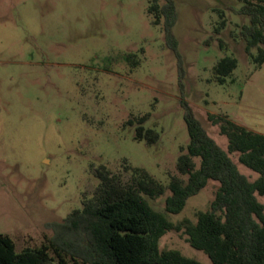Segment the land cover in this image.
I'll return each instance as SVG.
<instances>
[{
	"label": "rangeland",
	"instance_id": "1",
	"mask_svg": "<svg viewBox=\"0 0 264 264\" xmlns=\"http://www.w3.org/2000/svg\"><path fill=\"white\" fill-rule=\"evenodd\" d=\"M154 1L163 2L0 0V234L17 252L46 243L49 223L81 207L98 184L94 171L101 165L124 181L131 168H140L160 182L163 195L147 200L173 224L195 223L210 209L219 187L212 180L180 213H165L169 176L176 174L188 133L175 56L147 13ZM174 2L183 99L195 117L224 150L226 140L208 114L264 134V63L255 68L239 35L248 24L236 13L240 1ZM225 56L237 67L219 84L212 69ZM145 115L143 127L159 135L152 145L134 139ZM131 119L134 125L126 124ZM231 157L241 174L257 177ZM159 249L210 264L183 232H166Z\"/></svg>",
	"mask_w": 264,
	"mask_h": 264
},
{
	"label": "trees",
	"instance_id": "2",
	"mask_svg": "<svg viewBox=\"0 0 264 264\" xmlns=\"http://www.w3.org/2000/svg\"><path fill=\"white\" fill-rule=\"evenodd\" d=\"M239 1L236 13L248 18L239 35L259 68L264 63L260 47L264 46V0ZM147 13L152 25H161L166 47L175 56L179 104L188 133V143L180 147L176 159V174L169 176L165 213H180L212 180L219 187L210 209L199 212L195 223L183 220L173 224L147 200L163 195L165 187L160 182L140 168H131L130 179L124 181L101 165L94 171L98 184L93 194L61 221L49 223L52 235L46 243L17 252L14 241L0 234V264H201L177 250L159 249L161 237L169 231L183 232L189 246L203 252L210 264H264V134L208 114V122L226 140V149L211 138L183 99V61L172 33L177 20L174 0H163L160 5L154 1ZM224 24L222 20L214 34H219ZM236 67L235 58H221L212 69L215 81L224 84ZM146 119L145 115L137 120L134 139L152 145L159 135L143 127ZM134 122L131 119L126 124ZM231 155L257 177L250 180L241 174Z\"/></svg>",
	"mask_w": 264,
	"mask_h": 264
}]
</instances>
